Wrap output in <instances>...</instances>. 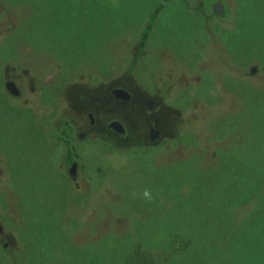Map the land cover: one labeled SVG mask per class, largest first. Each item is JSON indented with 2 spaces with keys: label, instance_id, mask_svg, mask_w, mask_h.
<instances>
[{
  "label": "rangeland",
  "instance_id": "1",
  "mask_svg": "<svg viewBox=\"0 0 264 264\" xmlns=\"http://www.w3.org/2000/svg\"><path fill=\"white\" fill-rule=\"evenodd\" d=\"M30 4L0 0V264H107L115 230L151 238L146 264H203L227 234L231 264H264V0ZM23 10L42 11L33 34ZM122 74L162 97L172 127L159 145L78 137L93 104L76 98Z\"/></svg>",
  "mask_w": 264,
  "mask_h": 264
},
{
  "label": "flooded vegetation",
  "instance_id": "2",
  "mask_svg": "<svg viewBox=\"0 0 264 264\" xmlns=\"http://www.w3.org/2000/svg\"><path fill=\"white\" fill-rule=\"evenodd\" d=\"M7 81L11 80L7 79ZM7 81L4 82V86ZM32 86L33 84H31L29 87L31 91H33L31 89ZM115 89H123L124 91H127L129 97L125 98L116 95L114 93ZM72 91L73 94L68 90V94L75 103V96L70 95H76V93L79 91V87L76 88V84L73 85ZM87 91L88 90L86 88L83 89V93L81 94L82 96L80 95L78 98H76L79 103L86 104L87 101H89L91 104H93L92 106L85 108L90 129L78 132V137L83 141L88 137H91V134H94L98 138L106 140L107 142L114 141L115 144L118 143L117 145H120L124 140H129L130 142L133 140H146V143L149 145H159V143L164 140L167 135L165 134V131H169V129L172 127V124L167 122L168 119H171L169 112L165 114L162 111L165 106L161 105L160 107L156 108V98L158 102L161 103L162 97L159 95V93L157 94V89L155 86H150V94L147 95L145 91L140 90L139 87L134 88L131 80L122 74V76L110 80L100 89L89 92ZM10 94L12 93L10 92ZM55 94L57 95V93ZM13 97L15 98V96ZM21 103V105H25L24 101H21ZM73 104L70 105L72 106ZM114 120H118L122 123L125 129L123 133H118L109 127V124ZM152 132L156 134L155 139L153 140L150 139ZM108 137H112L113 141H111ZM72 158L77 160L76 154H73V152ZM75 163L76 178H73L71 174L70 176L77 184L81 180L83 172L86 171V169L85 164H80L79 162L77 164V162L73 160L70 163V170ZM80 165H83L84 168L81 169Z\"/></svg>",
  "mask_w": 264,
  "mask_h": 264
},
{
  "label": "trees",
  "instance_id": "3",
  "mask_svg": "<svg viewBox=\"0 0 264 264\" xmlns=\"http://www.w3.org/2000/svg\"><path fill=\"white\" fill-rule=\"evenodd\" d=\"M39 1L40 0H31L32 4H30V5H32V7L34 8ZM25 2L26 1H24V3ZM197 6H199L197 11H200L201 5L199 4ZM161 10H163V7L159 6L158 9L151 14L149 22L146 24L145 29L141 33V39H140V43H139V45L141 47L144 46L149 35L152 33L154 26L158 20V16L161 13ZM26 15L30 16L31 21H32L31 25L36 24L35 28L28 25L24 21L23 18ZM23 18H22L23 20L21 19L22 22L20 23V26H18V27H21L23 29V32H21V35L23 33H28V35L33 34L34 32L28 31L27 29H29V28L38 29L37 26L40 25L42 22V11H40V10L34 11L33 10L32 12L26 13L25 10H23ZM14 22H12V23L14 24ZM10 28L12 29V25L10 26ZM103 141H106V140H103L100 138L98 139V142H100V143H102ZM77 157H78V155L76 154V159L78 160ZM68 159L71 162L73 160L77 161L74 158H72V154L68 155ZM72 184H74V183H72ZM117 203L118 202H116V203L113 202V204H117ZM104 231L108 232L107 229ZM112 234H114V236H115L114 239L110 240V242H112V243L108 247L105 244L104 257L106 260H110V262L107 264H137V263L146 264V262H141V261L144 260L146 252H148V250L150 248H152L151 238H148L145 242H142V241H140L139 236L135 235L134 239L129 240V239H126L124 237V235L121 231L115 230V232H109L108 233L107 240L109 239V237ZM228 238H229L228 234L226 236L219 237L218 239L212 238L211 246L202 247V252L204 253L203 254V257H204V259H203L204 263L203 264H231L232 263V260L234 259V257L237 256L241 252V250L231 247L227 242ZM192 241L193 240H190V238L187 239L188 248H189L190 242H192ZM212 247H214V250H212ZM143 248L145 249V251L141 252V250ZM194 248L196 249V247H194ZM126 251L128 252V254L124 258V253ZM198 251L200 252V249H198ZM173 252L174 251H172L169 254V256H167V258L171 257V254ZM200 257L201 256H199L197 259L198 262L201 259ZM100 258H101V255H94L93 256L94 264H100L98 262V260ZM101 264H104V263H101Z\"/></svg>",
  "mask_w": 264,
  "mask_h": 264
},
{
  "label": "water",
  "instance_id": "4",
  "mask_svg": "<svg viewBox=\"0 0 264 264\" xmlns=\"http://www.w3.org/2000/svg\"><path fill=\"white\" fill-rule=\"evenodd\" d=\"M216 10H218L219 12L223 11V7H222V3L218 2L216 4ZM6 88L14 95L18 94V89L15 86L14 82L12 81H7L5 83ZM114 93L118 96H122L125 98L129 97V94L127 91H124L123 89H115ZM150 105V104H149ZM109 127L114 129L115 131H117L118 133H123L125 131L124 126L122 125V123L118 120H114L109 124ZM156 134L154 132L151 133L150 139L153 140L155 139ZM70 174L73 178H76V163L72 166L71 170H70Z\"/></svg>",
  "mask_w": 264,
  "mask_h": 264
},
{
  "label": "clouds",
  "instance_id": "5",
  "mask_svg": "<svg viewBox=\"0 0 264 264\" xmlns=\"http://www.w3.org/2000/svg\"><path fill=\"white\" fill-rule=\"evenodd\" d=\"M144 195H145L146 198L151 199V196H150L149 192L145 191Z\"/></svg>",
  "mask_w": 264,
  "mask_h": 264
}]
</instances>
